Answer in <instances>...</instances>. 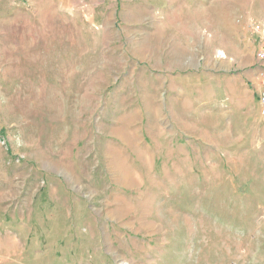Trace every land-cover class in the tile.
<instances>
[{"label": "rangeland", "instance_id": "374dc122", "mask_svg": "<svg viewBox=\"0 0 264 264\" xmlns=\"http://www.w3.org/2000/svg\"><path fill=\"white\" fill-rule=\"evenodd\" d=\"M264 0H0V264H264Z\"/></svg>", "mask_w": 264, "mask_h": 264}, {"label": "built area", "instance_id": "2783aa9c", "mask_svg": "<svg viewBox=\"0 0 264 264\" xmlns=\"http://www.w3.org/2000/svg\"><path fill=\"white\" fill-rule=\"evenodd\" d=\"M247 26L250 34L256 38L255 40L257 42L255 60L262 66L257 100L260 107V114L264 116V18L257 20L250 19L247 22Z\"/></svg>", "mask_w": 264, "mask_h": 264}]
</instances>
